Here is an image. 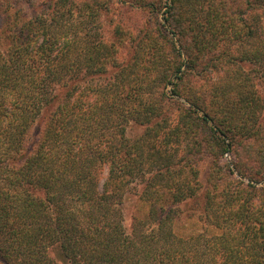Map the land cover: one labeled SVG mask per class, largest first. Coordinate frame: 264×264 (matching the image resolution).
<instances>
[{"label":"trees","instance_id":"obj_1","mask_svg":"<svg viewBox=\"0 0 264 264\" xmlns=\"http://www.w3.org/2000/svg\"><path fill=\"white\" fill-rule=\"evenodd\" d=\"M181 1L173 0L176 7L170 4L164 20L172 35L192 33L183 48L187 60L173 39L166 42L176 60L157 75L164 88L153 102L143 98L139 81L158 63L151 61L144 75L138 64L121 66L99 36L96 18L109 7L50 0L46 15L6 23L0 264H264L261 207L251 210L239 199L244 206L228 213L237 222L246 219V253L226 234L185 238L175 227L177 205L200 197V171L191 158L204 146L198 136L212 143L218 159L233 143L244 150L264 132V0H242L239 7L238 0H213L205 18L194 15L188 25ZM228 43L235 46H219ZM194 78L202 83L190 85ZM169 86L184 102L168 96ZM125 89L136 95L122 97ZM168 102L179 104L175 127L163 107ZM131 123L144 129L133 140L127 136ZM254 154L253 162L264 161L256 151L247 156ZM246 165L237 166L238 173L253 180L248 172L255 167ZM133 184L148 208L127 230L123 204ZM231 190L224 201L234 207L238 203L230 201L240 194Z\"/></svg>","mask_w":264,"mask_h":264},{"label":"rangeland","instance_id":"obj_2","mask_svg":"<svg viewBox=\"0 0 264 264\" xmlns=\"http://www.w3.org/2000/svg\"><path fill=\"white\" fill-rule=\"evenodd\" d=\"M93 1L98 2L102 7L104 5L106 9L109 7L108 12H103L101 15L97 16L96 23L100 29L99 36L117 52L115 55V62L118 64L120 63L121 66L138 64L137 66L143 75V69L149 68L151 61L158 63V66H155L157 70L155 69L151 74L145 76L144 80L139 82L144 89L145 94L143 93L142 95L144 99H149L152 102L159 99L164 87L160 86L159 76L157 77V75H159L166 66L176 60V57L173 58L172 55L170 56L167 53L171 50H169L168 43L166 42H170L172 39L176 42V47L182 54L183 62L187 60L186 50L183 49L184 45L188 43L189 34L192 36L191 32L184 30H182V35L180 36H178V34L177 36L174 34L172 35L168 23L164 20L170 4L176 7L179 0H177L176 5H174L173 0H76L78 4H89ZM210 1L213 0L181 1L187 12V25L189 21L193 19L192 17L194 15L198 20L205 18L207 12L210 11ZM217 1L219 4L223 3V0ZM167 2L168 4H166ZM241 3L242 0H240V2L238 0L235 4L238 6L241 5ZM49 4L50 0H0V47L2 40L8 35L6 23L17 21V23L21 25L23 22L34 18L38 13L46 15L48 13L47 6ZM149 5H155L156 13L152 12V7ZM15 11L18 12L16 17H14ZM89 14H91V12H88V15ZM161 34L164 38H161ZM156 42H158V46L154 47ZM219 46L221 49L230 50L235 46V43H228L225 47H222V45ZM183 71H187L186 67L183 68ZM156 77L157 82L154 84L152 81L155 80ZM110 79V77H107L106 79L99 80V82L102 84L107 83ZM170 79L172 81H177L174 77ZM112 80H114V77ZM152 83L156 85V88H154ZM198 83L201 84L202 82L199 81L198 78H194L191 80L190 85L195 84L197 86L199 85ZM149 85L153 86L152 90L148 88ZM130 90L131 89L122 90L121 96L125 98L132 97V95L135 96V92L130 93ZM171 91L172 86H169L166 90L168 96L175 98V101L184 102L183 98L173 95ZM178 105L179 104L173 102H168L163 105L165 113L171 117L170 123L172 127L179 124ZM127 131V136L131 140L144 133V129L134 123L127 126ZM263 136L264 132H262V136L258 139L246 142L244 150L234 146L233 143L231 151L221 155L218 159L214 157V150L210 147L212 143L206 141L204 135L198 136L199 139L204 140V146L201 148V152H197V154L191 158L194 161L196 160L198 164V169L200 171L199 183L202 187L199 191V199L191 201L187 205H177L180 212L179 217L176 219L175 227L179 236L185 238L193 236L197 238V236L202 235L211 238L226 234L227 236H231L233 240H236L239 244V250L242 247L243 251L246 253L245 249L248 244L243 247L245 239L244 234L247 231L246 224H244L246 219L244 218V222L243 220L237 222L235 218L230 219L228 217L230 214L228 213L231 212L233 208L238 209L244 206V202L251 210H253L252 207L254 209L261 207L264 213V161L261 159L259 163H255L253 161L256 159V154L252 157L247 156L248 153L253 154L255 151L257 154H260V156H264ZM227 142L230 144L231 140L228 138ZM248 162L255 167L256 172L259 171V175H256V172H252L254 174H251L250 171L248 172L250 175H255L254 177L249 176L253 177V180L252 178H243L238 173L239 170L237 166L243 165L242 168L245 169L249 167L246 165L249 164ZM210 179H212L211 184L209 182ZM251 185L255 186V188H250ZM248 186L249 189L244 190ZM237 187H240V190H237ZM140 188L135 187V184H133L124 200L123 210L125 227L127 230L131 229L135 218H145L147 213V203L139 200L141 193ZM231 189L240 194L234 195L235 199L230 201V203H238L234 207L228 204L229 202L226 203V201H224V197H226L225 193L230 192ZM239 199H241L243 203L240 202ZM247 225L250 226V223ZM240 244H242V246ZM244 252H241V254H245ZM220 258L225 259V254L220 253Z\"/></svg>","mask_w":264,"mask_h":264}]
</instances>
